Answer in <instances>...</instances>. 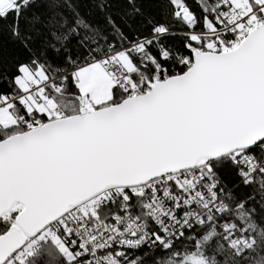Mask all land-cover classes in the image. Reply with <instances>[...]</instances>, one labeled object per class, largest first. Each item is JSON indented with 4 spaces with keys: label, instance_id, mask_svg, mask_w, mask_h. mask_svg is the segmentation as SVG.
<instances>
[{
    "label": "snow or ice",
    "instance_id": "6c2138e0",
    "mask_svg": "<svg viewBox=\"0 0 264 264\" xmlns=\"http://www.w3.org/2000/svg\"><path fill=\"white\" fill-rule=\"evenodd\" d=\"M0 264H264V0H0Z\"/></svg>",
    "mask_w": 264,
    "mask_h": 264
}]
</instances>
